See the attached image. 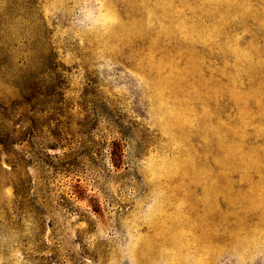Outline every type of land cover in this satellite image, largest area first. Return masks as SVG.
I'll return each instance as SVG.
<instances>
[{"label":"rangeland","instance_id":"rangeland-1","mask_svg":"<svg viewBox=\"0 0 264 264\" xmlns=\"http://www.w3.org/2000/svg\"><path fill=\"white\" fill-rule=\"evenodd\" d=\"M0 264H264V0H0Z\"/></svg>","mask_w":264,"mask_h":264}]
</instances>
